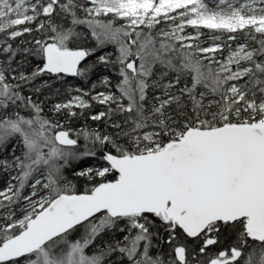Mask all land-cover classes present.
I'll return each instance as SVG.
<instances>
[{"label":"snow or ice","instance_id":"snow-or-ice-1","mask_svg":"<svg viewBox=\"0 0 264 264\" xmlns=\"http://www.w3.org/2000/svg\"><path fill=\"white\" fill-rule=\"evenodd\" d=\"M0 264H264V0H0Z\"/></svg>","mask_w":264,"mask_h":264}]
</instances>
